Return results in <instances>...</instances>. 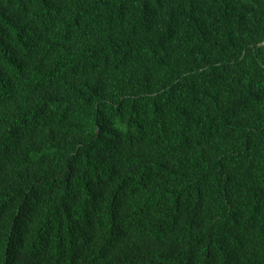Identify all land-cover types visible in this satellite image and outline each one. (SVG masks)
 I'll return each instance as SVG.
<instances>
[{
    "label": "trees",
    "instance_id": "1",
    "mask_svg": "<svg viewBox=\"0 0 264 264\" xmlns=\"http://www.w3.org/2000/svg\"><path fill=\"white\" fill-rule=\"evenodd\" d=\"M0 264H264V0H0Z\"/></svg>",
    "mask_w": 264,
    "mask_h": 264
}]
</instances>
